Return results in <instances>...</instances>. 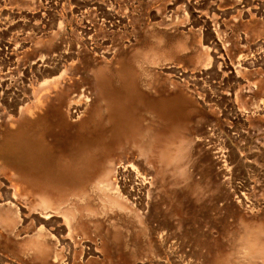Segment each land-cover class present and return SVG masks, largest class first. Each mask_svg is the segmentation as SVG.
Here are the masks:
<instances>
[{
  "label": "rangeland",
  "instance_id": "rangeland-1",
  "mask_svg": "<svg viewBox=\"0 0 264 264\" xmlns=\"http://www.w3.org/2000/svg\"><path fill=\"white\" fill-rule=\"evenodd\" d=\"M0 97V264H264V0H0ZM22 138L89 158L42 255Z\"/></svg>",
  "mask_w": 264,
  "mask_h": 264
},
{
  "label": "bare ground",
  "instance_id": "bare-ground-1",
  "mask_svg": "<svg viewBox=\"0 0 264 264\" xmlns=\"http://www.w3.org/2000/svg\"><path fill=\"white\" fill-rule=\"evenodd\" d=\"M40 62H41V60H40ZM42 63H44V62H42ZM38 65H39L37 67L38 72H39L38 74L40 77H42L44 75V73L46 74L47 69L49 67L47 68L46 64H45L46 66L43 64H38ZM126 69L127 68L123 67V70L121 71L123 77L126 76V72H125ZM48 70H50V69H48ZM52 70L53 69H51L50 71H52ZM53 71H55V70H53ZM50 74L51 73L49 72L47 75H50ZM62 75L64 76L65 74H62ZM51 76H52V74H51ZM49 78L50 79L48 81H41V82L35 83V85H37V87H36L37 89L35 88L36 94H34V93H31V94H33L35 96V95L39 94L40 92L44 93L45 91H50L52 89V87L54 86V84L56 83V81L60 80V78H57V77H55V78H57V80L54 77H52V78H54L55 80H51V77H49ZM3 90H5V89H3ZM128 92H129L128 97L132 98V100L142 96L138 93L139 91L137 90V88L134 85L129 89ZM45 93H47V92H45ZM2 94H3V92H2ZM2 94H1V96L4 98V96H3L4 94L3 95ZM5 95H6V93H5ZM12 98H13V96H12ZM34 98H36V97H34ZM14 99L16 100L15 96H14ZM29 100H30V98H29ZM27 102H28V99H26V100H25V98H24V100L22 99L20 104L17 102L19 104V105L17 104L19 107L14 109L15 106L17 107V105H15L16 104L15 103L14 104L15 106L13 105L14 107H11L14 109V111H11L10 114H12V115H9V116L11 117V116H16V115L21 114L23 108L26 107ZM8 112H10V111H8ZM7 116H8V114H7ZM146 134L147 133L144 131H141L138 129L136 130L135 137L138 139L139 145L142 143V138ZM15 148H17L16 152L18 155V161H17V164L14 165L16 167L13 169V174H15L14 179L18 183H20L21 186H23V190L20 192L21 193L20 195L23 197V199H25V202L29 204V206L31 207V208L30 207L29 208L32 209L33 211H35V213H36V215L33 217L34 218L33 221H35L36 227L33 230L34 232L31 234L30 233H26V234L23 233V236H24L23 238L26 239V241L23 242V246H25L27 249L28 248L30 250L32 249V251H35L36 254L38 253V255H42V254H44L43 250H46V248H47V243L45 241L48 240V239L47 240L44 239V235H45L44 229L45 228L44 229H42V228H43V226H45V227L47 226V225H45L46 222L48 224L52 223L51 219L52 218L55 219L56 214L59 213V210L63 211L61 206L63 204L66 205V201H68L70 199L69 194H62L64 192V191H62L64 185H67L66 183H70V185L74 186V185L84 184V183L88 182V170H87V168L89 165L88 164L89 158L86 155H83V156L77 155L76 157H74V159H70L66 162H64L63 160H56L55 159L54 163L55 162L56 163L54 165H52L51 168H49L47 166V164L49 163V165H51V163H50L51 160L44 155L43 145L40 141L36 142V144H35L34 141H32L28 138H24V139L22 138L15 145ZM59 154H58V156H59ZM122 168H124V167H122ZM123 170L125 171L127 169H122V171ZM120 172L121 171L120 170L118 171V169H117V171L114 173H118V175H119ZM118 175H116V177ZM107 177H108V170L106 171L105 169H102L100 171V173L98 174L97 178H98V180L104 182L105 179H107ZM118 177H117V179H118ZM11 178H13V176ZM61 185H63V186H61ZM13 187H14V185H13ZM9 198H10V196H9ZM14 198H15V196H14ZM14 198H10V200H7L6 204L4 205L6 207V208L4 207V209H7V210L13 209V210H11L12 212H9V210H8V212L10 214L8 212H7L8 214L6 212H4L5 214H2V215L0 214V219H2L5 222L13 223L14 217H16V218L20 219V220H18L19 221L18 223L21 224V221H23V219L26 221H27V219L23 218L21 220L22 217L19 218L20 217L19 215H21V212H24V209H23V211H22V209L18 210L17 205H15V203H14ZM73 198H76V197H73ZM6 199H4V203H5ZM2 204L3 203H1V205ZM12 214H13V216H11ZM21 225H23V224H21ZM50 225H52V224H50ZM66 228H68V227H66ZM57 229H58V227H57ZM60 229L62 230L64 228H60ZM2 230H3V228H2ZM20 233H22V232H20ZM11 235L13 236V234H11ZM51 237H53V236H51ZM47 238H49V237H47ZM253 252H254L253 250L248 249L247 255H250L252 257L251 253H253ZM250 256H247V257H250ZM54 260H55V258H54Z\"/></svg>",
  "mask_w": 264,
  "mask_h": 264
}]
</instances>
